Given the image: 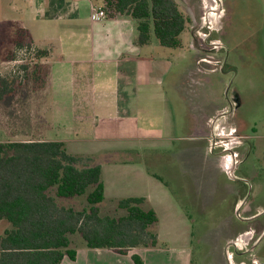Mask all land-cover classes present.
<instances>
[{"label":"crops","instance_id":"0c3cea01","mask_svg":"<svg viewBox=\"0 0 264 264\" xmlns=\"http://www.w3.org/2000/svg\"><path fill=\"white\" fill-rule=\"evenodd\" d=\"M46 5L37 4L36 0L31 2L36 14L55 19L53 26H45L48 31L43 30L42 35L40 31L39 37L33 38L32 27L22 26L32 35L33 44L47 52L42 61L46 65L44 85L36 91L28 88L25 98L9 104V112L4 117L6 128L0 127V136H3L0 142L59 141L65 144L69 154L91 157L93 163L101 166L104 198L115 197L111 194L120 180L117 177L119 174L131 175L138 182L141 180L144 190L133 197L144 198L158 218V246L142 248V264H190L191 247L188 240L175 243V235L163 225L168 222L170 213L166 205L168 198L163 193L166 190L163 184L154 182L160 181L156 175H151L156 180H149L150 175L141 164L143 149L118 147L106 150L102 147L104 142L114 143L128 138L152 142L154 138L151 136L157 134L158 129H163L166 96L160 82L154 78L157 59L152 56V49L156 47L153 37L148 45L140 47L135 42L136 22L129 17L93 21L90 17L92 8L85 12L72 3L66 6L64 0H49ZM100 5L98 8H102ZM194 61L195 73L205 75V72L212 70V67L204 69V64H209L204 57L196 54ZM219 66L213 65V69ZM192 96L198 95L194 91ZM197 103L199 107L193 112L186 105L182 114L190 127L186 130L188 134L179 139L187 150L182 152L181 158L188 156L191 163L185 167L184 160L180 159V172L187 176L190 169H196L202 177L196 184L198 203L202 204L199 209L203 210V206L207 215L213 209L214 213L211 214L217 215L216 220H226L231 210L238 216L241 209L250 203L246 177L250 172L235 175L249 157L250 136L236 134L234 128L235 131L239 128L231 123V135L244 140V145L241 144L237 150L243 158L236 160L229 145L218 150L219 146L213 140L215 136H222L220 129L233 110L232 103L229 111L225 110L227 105L223 102L207 108H203L202 100ZM64 108L71 109L74 114L69 122L71 129L64 127L61 111H52ZM207 126L208 133L205 132ZM53 128L59 129V132L54 135L56 139H49L47 133ZM74 133L77 138H64V135L73 136ZM91 142L98 145L97 149L73 151L77 146L87 147ZM223 151L229 152L225 153L229 156L221 157ZM120 155L133 157L118 160L105 158H119ZM228 157L233 160L231 168L226 165ZM209 178L211 181H207ZM217 204L220 207L214 208ZM259 214H264V206L258 205L253 213L240 219L253 220ZM3 225L4 231L6 225ZM137 249L141 248L119 254L107 249L86 248L76 252L75 261L68 260L66 263L65 258L61 264H135L131 256L137 255Z\"/></svg>","mask_w":264,"mask_h":264},{"label":"rangeland","instance_id":"374dc122","mask_svg":"<svg viewBox=\"0 0 264 264\" xmlns=\"http://www.w3.org/2000/svg\"><path fill=\"white\" fill-rule=\"evenodd\" d=\"M33 1L35 0H0V76L16 79L18 84L13 96L0 101V127L3 128H6L4 117L9 112V104L22 100L28 88L32 90L34 85H38L33 75L34 68L40 69L42 77L45 73L46 65L42 64L43 58L37 59L39 49L33 44V40L30 45L26 40L19 47L9 43L15 37L16 30L23 25L32 27L33 38L39 37L40 31L41 35L43 30L48 31L45 26L49 28L54 25V18L35 13L34 6H31ZM175 1L189 22L187 29L180 34L181 47L165 49L152 38L156 46L152 49V56L157 59V73L154 74V78L160 82L166 96L163 129H158L157 134L151 136L154 138L152 142L128 138L120 142H104L102 147L106 150L118 147L143 149L141 164L149 173V180L152 182L156 180L151 176L156 175L160 181L154 182L163 184L166 190L163 193L165 198H168L166 205L170 213L168 222H163V225L175 235V243L188 240L191 247V264H254V261L264 263V237L255 247L258 239L264 234V214L252 221L240 219L253 213L258 205L264 206V1ZM36 2L49 4V0ZM64 2L66 6L71 3L79 6L80 10L85 12L88 8L96 10L102 3L101 0ZM100 7L103 8V5ZM212 10L217 17L213 18L215 21L210 17ZM41 25L42 28L39 27ZM196 54L211 64H204V69L212 67V70L204 73L205 75L195 73L193 65L196 64L194 61ZM213 65L220 66L213 69ZM194 91L198 96H192ZM189 92L190 94H187ZM234 98L239 99V105L236 109L233 108L223 121L220 129L222 136H215L213 141L219 146L218 150L224 148V145H229L234 151L232 153L234 158L239 160L243 156L237 150L244 140L231 135L233 126L230 124L239 128L236 131L234 128L236 134L250 136L249 157L235 175L250 172L246 177L249 201L252 204H246L238 216L231 210V214H227L229 219L216 220L217 215L211 214L214 213L213 209L208 215V212H204L203 206V210L199 209V205L202 204L198 203L196 184L202 180L201 175L199 176L196 169H190L187 176L180 172V159L184 160L185 167L191 163L188 156L181 158L182 152L187 150L183 147L184 142L179 139L188 134L186 130L190 127L182 114L186 110V105L193 112L199 107L197 102L201 100L204 103L203 108L223 102L227 105L225 110L229 111ZM232 106L235 107L233 103ZM52 111L58 113L61 111L64 127L71 129L69 123L73 114L71 109ZM58 130L49 129L47 137L56 139L54 135L59 132ZM208 130L207 126L205 132L208 133ZM2 137L0 136V139ZM71 137L77 138L75 133L73 136L64 135L67 139ZM86 146H77L73 151L95 150L98 145L91 142ZM225 153L229 152L223 151L221 157L229 156ZM130 157L133 156L105 158L118 160ZM117 177L120 180L116 182V187H113L115 192L112 191L111 194L115 197L104 198L99 205L102 216H120L122 212L117 209V201L122 197H133L144 190V186L140 184L141 180L138 182L131 175L119 174ZM61 201L63 205H72L77 209L85 207L83 198ZM215 207L219 208L220 205H214ZM184 208L188 218L185 216ZM3 224L8 227L6 221L0 223V235L3 233ZM69 241L70 248L76 252L86 249L77 233L70 235ZM136 252L140 259L144 257L142 248ZM65 262L68 263V259Z\"/></svg>","mask_w":264,"mask_h":264},{"label":"trees","instance_id":"16d2710c","mask_svg":"<svg viewBox=\"0 0 264 264\" xmlns=\"http://www.w3.org/2000/svg\"><path fill=\"white\" fill-rule=\"evenodd\" d=\"M102 5L106 18L136 22L138 46L153 37L162 48L181 47L180 34L189 22L175 0H102ZM26 40L32 43L28 31L18 28L9 43L19 47ZM46 55L37 50V59ZM33 75L36 91L45 81L39 68ZM17 86L16 79L0 76V101L13 96ZM78 198L84 199L82 209L61 201ZM103 200L101 166L91 157L69 154L59 141L0 142V221L8 223L0 235V264L73 262L69 236L76 233L88 249L119 254L158 246V218L144 198L119 199L120 216L100 215ZM131 259L142 264L137 255Z\"/></svg>","mask_w":264,"mask_h":264},{"label":"built area","instance_id":"2783aa9c","mask_svg":"<svg viewBox=\"0 0 264 264\" xmlns=\"http://www.w3.org/2000/svg\"><path fill=\"white\" fill-rule=\"evenodd\" d=\"M75 1H78V0H75ZM87 1H91V0H87ZM90 17L93 21H100L106 18V13L103 10V8H97L96 10L92 9V13Z\"/></svg>","mask_w":264,"mask_h":264},{"label":"flooded vegetation","instance_id":"af4514ba","mask_svg":"<svg viewBox=\"0 0 264 264\" xmlns=\"http://www.w3.org/2000/svg\"><path fill=\"white\" fill-rule=\"evenodd\" d=\"M214 11L212 10V12H211V14H210V17H211V20L213 19V18H217L216 17V14H214L213 13ZM233 103V102H232ZM262 215L263 214H259L255 219H259L260 217H262ZM255 219H253V220H255ZM248 221H250V220H248ZM252 221V220H251ZM263 237H264V234L258 239V241L256 242V244H255V247H257L258 245H259V243L263 240ZM254 264H264V263H259L258 261H254L253 262Z\"/></svg>","mask_w":264,"mask_h":264},{"label":"bare ground","instance_id":"6f19581e","mask_svg":"<svg viewBox=\"0 0 264 264\" xmlns=\"http://www.w3.org/2000/svg\"><path fill=\"white\" fill-rule=\"evenodd\" d=\"M215 19H216V18H215ZM215 19H213V21H215ZM232 164H233V160H232V158H231V157H228V158H227V163H226V165L229 166L228 168H231Z\"/></svg>","mask_w":264,"mask_h":264},{"label":"water","instance_id":"95a60500","mask_svg":"<svg viewBox=\"0 0 264 264\" xmlns=\"http://www.w3.org/2000/svg\"><path fill=\"white\" fill-rule=\"evenodd\" d=\"M232 102H233V104H234V106H235V107H233V106H232V108H231V109H233V108H234V109H236V108H237V106L239 105V99H237V98H234Z\"/></svg>","mask_w":264,"mask_h":264}]
</instances>
